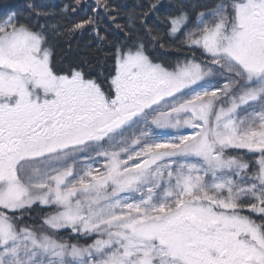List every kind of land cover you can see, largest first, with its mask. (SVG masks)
<instances>
[{"label":"snow or ice","instance_id":"snow-or-ice-1","mask_svg":"<svg viewBox=\"0 0 264 264\" xmlns=\"http://www.w3.org/2000/svg\"><path fill=\"white\" fill-rule=\"evenodd\" d=\"M0 8V264H264V0Z\"/></svg>","mask_w":264,"mask_h":264},{"label":"trees","instance_id":"trees-1","mask_svg":"<svg viewBox=\"0 0 264 264\" xmlns=\"http://www.w3.org/2000/svg\"><path fill=\"white\" fill-rule=\"evenodd\" d=\"M24 0H0V5L3 4H19L23 3ZM36 3H48L52 5H58L60 7H63L65 5L69 7H73L75 5V0H35ZM82 3L87 4L89 6H92L94 4V0H81ZM103 2V0H102ZM137 2V0H108V3L116 6H120L123 8L124 5H131L133 3ZM169 0H165V3H168ZM201 3H206L211 5L212 3L215 2V0H200ZM3 9L0 8V15H2ZM74 15L72 17L69 16V19H75L77 21H80L87 16L90 15V12L86 9L85 11H80L77 9L76 14H70ZM163 21V16H158L154 18V23H161ZM163 28L160 29L161 35H163ZM84 40H87L88 37L85 36L83 38ZM167 39V38H165ZM157 55L162 61H167L169 63H175L177 60H183L186 56H189V53L187 52L186 49H182L178 43H172L171 41H168V43L165 45L163 49H159L157 51ZM198 56V53H196ZM50 211V209H45L44 212ZM44 212L41 213H33L32 218L25 217V223L26 224H31L36 227H39L41 224L42 216L44 215ZM65 240H69V242H77L75 239L71 238V234L68 231H63L60 234ZM90 243L91 240L89 239L88 241H85L84 239L79 240V243L84 244V243Z\"/></svg>","mask_w":264,"mask_h":264},{"label":"rangeland","instance_id":"rangeland-1","mask_svg":"<svg viewBox=\"0 0 264 264\" xmlns=\"http://www.w3.org/2000/svg\"><path fill=\"white\" fill-rule=\"evenodd\" d=\"M198 56H199V53H198ZM63 231H67V230H63ZM63 231H62V232H63Z\"/></svg>","mask_w":264,"mask_h":264},{"label":"flooded vegetation","instance_id":"flooded-vegetation-1","mask_svg":"<svg viewBox=\"0 0 264 264\" xmlns=\"http://www.w3.org/2000/svg\"><path fill=\"white\" fill-rule=\"evenodd\" d=\"M72 16H74V15H70V17H72Z\"/></svg>","mask_w":264,"mask_h":264}]
</instances>
